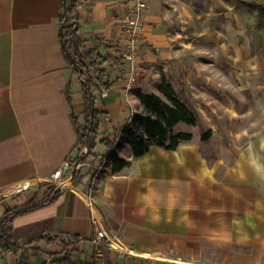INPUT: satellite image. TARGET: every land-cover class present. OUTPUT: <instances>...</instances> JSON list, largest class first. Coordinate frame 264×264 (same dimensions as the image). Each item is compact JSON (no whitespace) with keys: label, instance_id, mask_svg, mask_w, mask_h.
I'll return each mask as SVG.
<instances>
[{"label":"crops","instance_id":"obj_1","mask_svg":"<svg viewBox=\"0 0 264 264\" xmlns=\"http://www.w3.org/2000/svg\"><path fill=\"white\" fill-rule=\"evenodd\" d=\"M62 3L0 0V220L8 210L31 201L37 205L12 217L19 251H0V264H49L53 252L64 250L63 242L74 264H195V248L207 238L255 239L264 245V134L221 175L205 154V143L190 130L193 125L175 128L192 134L176 150L153 146L134 158L124 144L117 155L130 164L118 173L109 148L100 144L86 158L78 183L56 195L52 175L76 152L72 112L84 111L80 79L72 78L61 47ZM128 5L127 0H84L78 10L83 50L108 57L104 68L113 87L95 95L98 111L108 116L101 120L99 139L111 142L141 109L138 95L157 93L155 77L162 67L153 50L165 0L148 1L134 46L120 23ZM22 183L27 188L13 193ZM94 217L110 245L94 244Z\"/></svg>","mask_w":264,"mask_h":264},{"label":"rangeland","instance_id":"obj_2","mask_svg":"<svg viewBox=\"0 0 264 264\" xmlns=\"http://www.w3.org/2000/svg\"><path fill=\"white\" fill-rule=\"evenodd\" d=\"M261 8L264 0H165L157 24L161 36L153 52L160 56L162 67L153 89L159 93L166 78L178 98L198 112V122L189 128L205 143V154L217 175L264 134ZM208 130L212 136L203 142L201 135ZM256 261L264 264L261 240L207 238L195 248V264Z\"/></svg>","mask_w":264,"mask_h":264},{"label":"trees","instance_id":"obj_3","mask_svg":"<svg viewBox=\"0 0 264 264\" xmlns=\"http://www.w3.org/2000/svg\"><path fill=\"white\" fill-rule=\"evenodd\" d=\"M84 0H63L60 25V42L63 54L71 69L72 78L78 77L81 82L84 111L76 116L72 112V120L75 125L78 140L74 150L86 146L88 153L81 158L95 155L100 144L109 148L108 157L113 161V173H118L129 166L130 162L117 155V151L128 144L134 158L145 155L151 147L157 146L165 150H176L182 142L192 140V134L185 132L175 133L179 124L195 125L199 120V114L185 102L178 98L177 92L171 83L163 77L159 87V93H140L138 99L141 112L135 113L130 123L125 126L121 135L111 142L108 138L100 140L101 120L108 117L106 113L97 109V97L95 91L102 93L113 87L107 70L104 68L108 61L107 55H100L96 49L84 51L83 42L79 36L80 16L79 6ZM264 8H261V10ZM91 62L87 64L86 60ZM97 68L96 70H93ZM72 81V79H71ZM71 81L67 86V99L72 105ZM72 109V106H71ZM212 136V130L201 135V140L207 142ZM79 178H74L73 184L78 183ZM61 191H56L58 196ZM37 205L32 201L22 207L8 210L3 220H0V251L3 253H17L18 246L13 239V216L28 212ZM79 243V238H75ZM64 250L53 252L54 260L49 264H74L72 256L68 253L69 245L63 242Z\"/></svg>","mask_w":264,"mask_h":264},{"label":"built area","instance_id":"obj_4","mask_svg":"<svg viewBox=\"0 0 264 264\" xmlns=\"http://www.w3.org/2000/svg\"><path fill=\"white\" fill-rule=\"evenodd\" d=\"M148 1L149 0H127L129 5L125 14L121 18L120 23L123 31V36L129 42V44H131L130 46H134L139 42V30L141 28L143 14L148 7ZM136 70L137 74H133L127 82L128 89L131 88L137 81V76L141 68H138ZM87 153L88 148L86 146L76 150V152L70 154L66 158L63 166L52 175L50 183L54 186L55 192L66 189L70 182H73L74 178H77L80 175V172L86 165L85 160L83 161L81 158H83ZM26 188L27 184H18L12 189V192L21 193ZM94 225V244L107 245L109 243L110 245L111 240L108 237V233L101 226L100 221L96 217H94Z\"/></svg>","mask_w":264,"mask_h":264}]
</instances>
